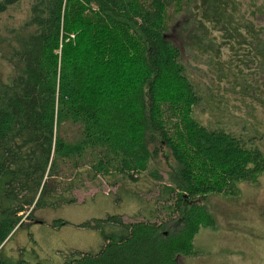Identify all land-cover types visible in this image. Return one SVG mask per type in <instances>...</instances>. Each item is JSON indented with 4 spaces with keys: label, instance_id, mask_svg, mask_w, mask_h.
Instances as JSON below:
<instances>
[{
    "label": "trees",
    "instance_id": "obj_1",
    "mask_svg": "<svg viewBox=\"0 0 264 264\" xmlns=\"http://www.w3.org/2000/svg\"><path fill=\"white\" fill-rule=\"evenodd\" d=\"M22 1L0 0V15ZM193 1L33 0L24 24L2 33L0 51L11 71L0 80V251L17 228L30 227L24 216L33 221L35 211L77 202L64 195L72 185L55 182L60 165L69 167V180L88 169L131 184L156 167L149 175L165 182L158 194L163 219L126 222L113 215L86 222L79 227L99 233L101 249L74 251L63 264H180V257L200 256L199 233L218 230L209 199L259 185L262 152L194 116L203 98L166 37ZM234 5L202 0V29L214 21L219 33L237 35L236 43L264 59L261 31L248 24L250 40L241 36L228 12ZM200 33L192 36L197 46L212 50ZM227 46L234 49L231 40Z\"/></svg>",
    "mask_w": 264,
    "mask_h": 264
},
{
    "label": "rangeland",
    "instance_id": "obj_2",
    "mask_svg": "<svg viewBox=\"0 0 264 264\" xmlns=\"http://www.w3.org/2000/svg\"><path fill=\"white\" fill-rule=\"evenodd\" d=\"M234 1L236 5L229 6L228 12L239 21V34L249 37L244 25L251 24L256 31H261L260 38L264 42V0ZM32 2L23 0L0 15V36L6 28H19L24 24ZM201 4L202 0H194L188 12L176 16L166 36L181 51L187 75L203 98L194 116L207 128L230 132L240 137L247 147L256 148L264 155V59L258 51L240 42L241 38L237 39L240 43H236L237 35L226 38L219 33L220 25L214 21L207 23L203 30ZM200 32H206L202 38L205 42L210 39L212 50L207 52L197 46L192 36L202 35ZM230 40L234 49L227 46ZM10 71L11 66L0 51V80ZM68 134L73 141L77 131L72 128ZM68 168L60 165L55 174L62 176L55 182H64L66 188L72 185L64 195L74 197L77 202L35 211L33 221L24 216L22 223H31L30 227L13 232L0 251V259L9 264L20 261L63 264L74 251L97 253L101 249L100 234L79 227L86 222L113 215L123 216L126 222L149 219L159 222L164 218L158 194L165 182H158L149 175L156 167L144 173L136 184L120 176L94 177L88 169H80L69 180ZM165 172L163 161L159 176L164 180ZM50 185L53 188L54 183ZM239 192V196L233 198L209 199L218 230H202L195 240V249L201 255L180 257V264H264V176L258 186L240 185ZM56 221L68 224L56 228L53 226Z\"/></svg>",
    "mask_w": 264,
    "mask_h": 264
}]
</instances>
